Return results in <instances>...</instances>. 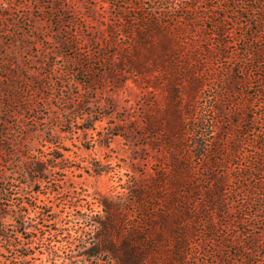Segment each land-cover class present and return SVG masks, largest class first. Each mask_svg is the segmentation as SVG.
I'll use <instances>...</instances> for the list:
<instances>
[{
  "label": "rangeland",
  "instance_id": "374dc122",
  "mask_svg": "<svg viewBox=\"0 0 264 264\" xmlns=\"http://www.w3.org/2000/svg\"><path fill=\"white\" fill-rule=\"evenodd\" d=\"M31 160L49 171L23 175ZM0 187L28 226L1 221L0 264H115L68 254L100 236L80 218H102L100 197L147 264H264V0H0Z\"/></svg>",
  "mask_w": 264,
  "mask_h": 264
},
{
  "label": "trees",
  "instance_id": "16d2710c",
  "mask_svg": "<svg viewBox=\"0 0 264 264\" xmlns=\"http://www.w3.org/2000/svg\"><path fill=\"white\" fill-rule=\"evenodd\" d=\"M161 1V0H158ZM136 6H132V9H135ZM174 8L177 7H169L166 6L162 10V14L165 16V14H170V12H173ZM130 9H128L129 11ZM128 17H124V19H127ZM186 18V17H184ZM187 19V18H186ZM153 28V26L151 27ZM154 29V28H153ZM152 30L149 29L148 36L151 35ZM155 52V47L150 51V54L152 55ZM138 54H134L133 57L130 58L129 64L132 67V69L136 72H148L147 69L149 68V64H152L154 62H150L147 57H138ZM137 58V59H136ZM158 61V60H157ZM148 62V63H146ZM172 82L176 83V80H172ZM11 87L10 85L8 86ZM177 95L179 96L181 91L179 89L174 90ZM15 95V93H13ZM179 106V105H177ZM218 109V107H217ZM178 119V117L176 116ZM180 128H176L172 131L173 134H179ZM177 136V135H176ZM7 137H5V140ZM169 145L173 150L175 149L174 142L169 139L168 140ZM209 146L207 147V144L198 139L196 141L195 149L197 150V154L204 155L203 153L205 151H209ZM4 150V149H2ZM174 155V153H172ZM54 160L59 158V155L53 156ZM174 162L171 164L174 171L177 173L184 172L188 170V165H186V162L182 158H176L174 157ZM47 172L49 171L47 167L46 161H40V160H31L29 162H26L23 165L22 174L27 175L30 172ZM103 172L102 169H99L97 173ZM2 180H5L3 178ZM39 181H41V178H38ZM162 181V179L157 180ZM155 184V183H154ZM130 192L132 193L134 199L132 200V203H141L144 207V209H147V201L145 199V192H142L138 190V188L131 187ZM4 191L3 188L0 187V192ZM1 197V196H0ZM174 197H170L168 203H166L164 206L167 210L162 212L161 215V222L163 225L165 223L169 222V217L171 214L170 211V205L173 203ZM179 197H177L176 204L179 202ZM181 202V201H180ZM98 205L102 206L103 215L102 218L94 219L92 216L84 215V213L81 214L82 222L85 223V225H94L97 228V231H99V237L98 234H93L91 237H86V234L83 232H80L79 234L70 235L68 236V239H66L67 246L69 247V256H79L80 258L84 257H90L95 256L96 254H99L100 252L107 253L110 256V260L115 264H147L148 262V253L146 252L148 248L146 242L144 241L143 245L139 247L138 245L142 244L140 243L141 239H145V235H142L141 237L136 236L134 234H131L130 237H123V238H117L118 235H120L121 229H120V223L123 220L121 217L122 208L119 205L118 201H114L112 199L106 198V197H100L97 198ZM23 206V202L20 204V208H5L4 205L0 204V238H3L8 246H16V232L15 234H11V232L5 231L4 225L1 224V221L4 220V218L9 214L14 220H15V226H21L23 229H27V223L25 219V212L23 209H21ZM169 215V217H168ZM143 234V233H141ZM88 238L92 239V243H90ZM75 245V247H72V245ZM29 253L26 252H20L18 253V263L17 264H28L27 257Z\"/></svg>",
  "mask_w": 264,
  "mask_h": 264
}]
</instances>
